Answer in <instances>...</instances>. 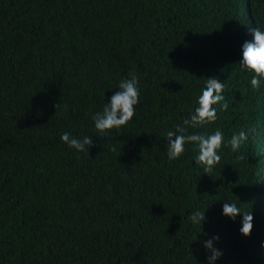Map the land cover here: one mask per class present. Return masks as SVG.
<instances>
[{
    "label": "trees",
    "instance_id": "obj_1",
    "mask_svg": "<svg viewBox=\"0 0 264 264\" xmlns=\"http://www.w3.org/2000/svg\"><path fill=\"white\" fill-rule=\"evenodd\" d=\"M254 27L264 0H0V264H206L213 237L215 264H264V81L239 63ZM130 73L136 114L101 134L91 117ZM211 77L229 107L186 133H223L206 175L196 145L170 161L165 136ZM224 202L252 214L249 236Z\"/></svg>",
    "mask_w": 264,
    "mask_h": 264
},
{
    "label": "clouds",
    "instance_id": "obj_2",
    "mask_svg": "<svg viewBox=\"0 0 264 264\" xmlns=\"http://www.w3.org/2000/svg\"><path fill=\"white\" fill-rule=\"evenodd\" d=\"M252 34V41H245L242 45V57L239 61L241 69L251 73L250 87L259 89L261 82L264 81V30L260 27L249 28ZM139 80L134 73H130L128 78L122 79L109 103H105L102 112H96L92 115L94 127L101 134L116 129L119 130L125 126L136 114V106L139 103ZM225 86L217 78L211 77L206 79L205 88L198 97L194 112L188 119L183 120L181 125H176L174 129L166 132L165 140L167 147V157L170 161L177 160L185 151V145L192 143L196 145L198 154L195 158L197 166H202L204 173L208 175L212 172L216 164L219 163L221 157L218 151L224 144V136L220 130H216L211 134H186L189 128H202L214 123L217 119V108L220 105L221 110H227L228 104L223 95ZM254 129L240 131L233 134L228 141L233 152L240 150L242 143L248 140L249 133ZM106 137V135H105ZM61 142L65 143L69 149L76 152L89 153V149L93 146L92 138L87 135L82 139L72 136L69 132H64L60 136ZM244 159L243 156L240 157ZM222 215L227 216L231 220H235L238 215H242V227L240 233L247 237L251 234L253 227V216L251 213H241L240 208L235 203H223ZM188 219L194 224H201L205 219V211L193 212ZM219 237H213L212 240H218ZM212 240L204 242V248L208 253L206 264H215L216 260L222 253L213 247ZM264 247V245H262Z\"/></svg>",
    "mask_w": 264,
    "mask_h": 264
}]
</instances>
